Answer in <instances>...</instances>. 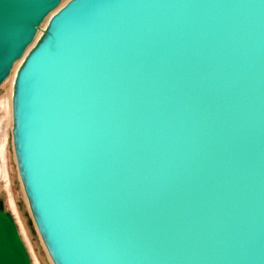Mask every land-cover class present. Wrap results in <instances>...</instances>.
Wrapping results in <instances>:
<instances>
[{"label":"water","instance_id":"obj_1","mask_svg":"<svg viewBox=\"0 0 264 264\" xmlns=\"http://www.w3.org/2000/svg\"><path fill=\"white\" fill-rule=\"evenodd\" d=\"M61 3L0 0V86L21 60L12 147L51 262L264 264V0ZM0 264H32L2 204Z\"/></svg>","mask_w":264,"mask_h":264},{"label":"rangeland","instance_id":"obj_2","mask_svg":"<svg viewBox=\"0 0 264 264\" xmlns=\"http://www.w3.org/2000/svg\"><path fill=\"white\" fill-rule=\"evenodd\" d=\"M12 79L11 72L0 86V203L12 214L32 264H53L30 214L15 162L11 136Z\"/></svg>","mask_w":264,"mask_h":264},{"label":"bare ground","instance_id":"obj_3","mask_svg":"<svg viewBox=\"0 0 264 264\" xmlns=\"http://www.w3.org/2000/svg\"><path fill=\"white\" fill-rule=\"evenodd\" d=\"M65 2H66V1H62V3L60 4V6H62ZM48 18H49V16L45 19V21H44V23H43L42 26H44V25L46 24ZM38 35H39V34H38ZM29 48H30V47H28V49H29ZM28 49H27V50H28ZM20 61H21V60H20ZM20 61H17V62L14 64L13 71H12V73H13V78H14V74H15L16 68H17V66L19 65ZM12 83H13V79H12ZM11 87H12V85H11Z\"/></svg>","mask_w":264,"mask_h":264},{"label":"flooded vegetation","instance_id":"obj_4","mask_svg":"<svg viewBox=\"0 0 264 264\" xmlns=\"http://www.w3.org/2000/svg\"><path fill=\"white\" fill-rule=\"evenodd\" d=\"M0 205H1V203H0Z\"/></svg>","mask_w":264,"mask_h":264}]
</instances>
